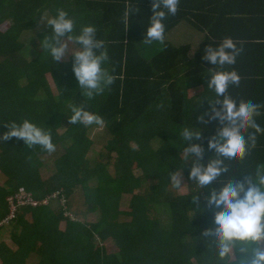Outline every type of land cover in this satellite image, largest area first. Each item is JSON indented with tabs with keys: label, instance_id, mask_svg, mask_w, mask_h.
Here are the masks:
<instances>
[{
	"label": "trees",
	"instance_id": "16d2710c",
	"mask_svg": "<svg viewBox=\"0 0 264 264\" xmlns=\"http://www.w3.org/2000/svg\"><path fill=\"white\" fill-rule=\"evenodd\" d=\"M152 2L0 0V26L7 24L4 31L0 29V137L9 131L5 124L28 119L50 131L56 146L48 153L17 138L0 140V221L8 214L7 197L18 188L36 200L54 192L69 199L79 188L85 214H98L96 221L86 223L64 218L62 207H51L54 202L19 209L9 223L15 248L0 241V264H27L32 256L39 264H217L207 241L211 237L202 233L214 228L216 211L207 207L204 198L220 185L200 190L189 180L191 161L183 158L187 145L180 132L186 126L200 128L204 161L215 156L207 142L219 124L202 125L197 117L208 120V101L216 98L207 88L209 68L215 66L203 59L205 49L218 47L224 38L243 48L236 63L223 69L241 76L240 85L230 86L229 94L237 103L264 105V0H180L177 14L163 21L165 37L179 24H188L202 34L195 48L167 41L165 46L141 44L153 15ZM129 4L132 14L126 29L124 13ZM58 9L75 20L73 35L91 25L96 38L106 43L109 61L104 67L116 80L93 100L81 94L71 56L57 63L40 47L51 28H36L42 16L55 17ZM26 41L34 53L30 60L22 55ZM71 104H83L103 117L106 161L101 154L88 159L93 142L88 127L69 123ZM256 121L264 128V107ZM58 148L55 173L45 180L41 158ZM259 164H264V135L257 137L250 155L230 165L221 179L243 181ZM177 170H182L186 181L184 195L175 194L170 184V174ZM196 194L199 204L192 203ZM124 196H129L127 209L120 210ZM68 204L65 210L70 209ZM4 228L0 227V234ZM107 239L116 252L98 244Z\"/></svg>",
	"mask_w": 264,
	"mask_h": 264
},
{
	"label": "clouds",
	"instance_id": "9594fccd",
	"mask_svg": "<svg viewBox=\"0 0 264 264\" xmlns=\"http://www.w3.org/2000/svg\"><path fill=\"white\" fill-rule=\"evenodd\" d=\"M179 3L180 0H153V15L141 44L152 45L157 42L165 46L163 21L167 16L177 14ZM131 7L129 4L124 13L126 29L132 14ZM41 23H46L51 28V34L40 41V47L57 63L66 55L71 56L72 71L81 94L87 100H93L110 89L116 77L104 67L109 61L106 43L96 38L97 30L94 26H84L78 35H73L75 20L63 9H58L55 17L45 19L42 16ZM69 44L78 46L72 55H69ZM242 51L243 48L237 47L232 38H224L218 47H207L203 56L205 61L215 66L209 68L211 79L207 88L215 93L216 98L208 101L211 107L207 113L209 119L205 120L203 115L197 119L202 125L213 121L219 124L215 134L207 142L208 151H214L215 156L204 161L205 149L202 146L200 128L186 126L180 132V138L187 145L183 149V158L191 161L189 180L195 182L200 190L213 184L220 185L219 189L212 188L210 195L204 198L207 207L216 211L214 228L205 229L202 233L204 237H211L207 241L215 250L217 264H264V164L257 165L254 173H248L243 181L231 177L221 179L229 173L230 165L242 163L250 155L256 148L257 137L264 135V128L256 121L264 105L243 100L237 103L228 91L230 86L240 85L241 76L235 70L223 69L234 65ZM69 107L72 113L68 116L70 124L104 126L103 117L87 111L85 105L71 104ZM5 127L9 131L0 140L17 138L31 149L40 146L48 153L56 150L52 133L28 119L20 124H5ZM182 183V170L170 174L173 188L183 190ZM192 203L199 204L197 194ZM237 254L240 255L239 259Z\"/></svg>",
	"mask_w": 264,
	"mask_h": 264
},
{
	"label": "rangeland",
	"instance_id": "374dc122",
	"mask_svg": "<svg viewBox=\"0 0 264 264\" xmlns=\"http://www.w3.org/2000/svg\"><path fill=\"white\" fill-rule=\"evenodd\" d=\"M44 18L48 19L47 16H44ZM6 27H7V24H3L0 26V29L2 31H4L6 29ZM47 27H48V25L46 23H41V20H40V23L36 29H46ZM201 39H202V35L200 33H198L196 30H194L193 28H190L185 23L179 24L177 27L172 29L171 32L167 33V35L165 37V41L171 43L174 46L191 44L194 48H195L196 44L201 41ZM76 48H77L76 45L69 44V55L74 53ZM22 55L26 60H30L34 56V53L31 49V47L28 45L27 41L24 42V44H23ZM67 57H68V55H66L62 61H66ZM45 80L48 82L51 90L55 92L54 85H52V81H51L50 77L48 76V74L45 75ZM198 91H199V89L192 90L189 92V95H194ZM88 130H89V134H88L89 136L88 137L93 142V145H92V147L89 150V153L87 155L88 159L89 160L96 159L98 157V155L101 154V155H103L102 160L106 161L107 151L104 148V146L106 143V137L107 136L106 137L104 136L103 129L100 126L92 125V126L88 127ZM61 131H62V129L60 130V132ZM60 153H61V150L58 148L57 153L49 155V156H43L41 158L42 167L40 169V173H41V177L43 179L46 180L53 173H55L54 161ZM111 157H114V154H112ZM110 174L111 175L113 174L112 170L110 171ZM2 181L3 180H2V177L0 175V182H2ZM183 186H184L183 190L175 189L174 190L175 194L184 195L187 193L186 181L184 178H183L182 187ZM128 200H129V196H124L121 199L120 208H119L120 210H126L127 209ZM66 202L69 203L68 204V206H70L69 210H65L66 207L61 203H55L54 202V203H52L51 207L52 208L62 207L63 216L68 218L69 220L74 219V221H84L86 223L97 220V218H98L97 213L85 214L86 206L84 203V196L82 194V191L79 188H76L74 190V192L72 193L70 198L66 200ZM75 214L78 216H75ZM70 221H72V220H70ZM63 226H64V221L61 222V227H63ZM10 234H11V227L8 225L2 230V232L0 234V238H2L1 241H4L9 247L15 248V245L12 243V240L10 238ZM98 244L102 245L107 252H114V251L116 252V246L114 245V243L111 239H107L105 241H98ZM27 264H39L37 257L32 256L30 258V260H28Z\"/></svg>",
	"mask_w": 264,
	"mask_h": 264
},
{
	"label": "built area",
	"instance_id": "2783aa9c",
	"mask_svg": "<svg viewBox=\"0 0 264 264\" xmlns=\"http://www.w3.org/2000/svg\"><path fill=\"white\" fill-rule=\"evenodd\" d=\"M66 200L67 199L64 196H61L59 192L51 193L42 200H36L33 198L30 192L26 191L24 188H18L17 191L9 195L6 199L8 205V214L3 220L0 221V227H6L11 221H14L17 212L21 208L38 207L40 205L47 206L52 202L61 203L66 206ZM70 220L74 221V219Z\"/></svg>",
	"mask_w": 264,
	"mask_h": 264
},
{
	"label": "crops",
	"instance_id": "0c3cea01",
	"mask_svg": "<svg viewBox=\"0 0 264 264\" xmlns=\"http://www.w3.org/2000/svg\"><path fill=\"white\" fill-rule=\"evenodd\" d=\"M186 25H188V24H186ZM188 26H189V25H188ZM189 27H190V26H189ZM190 28H192V27H190ZM198 33H199V32H198ZM200 34H201V33H200ZM201 35H202V34H201ZM197 44H198V43H197ZM197 44H196V45H197ZM190 45H191V44H190ZM191 46H192V45H191ZM192 48H194V47L192 46ZM1 239H2V238H0V241H1Z\"/></svg>",
	"mask_w": 264,
	"mask_h": 264
}]
</instances>
